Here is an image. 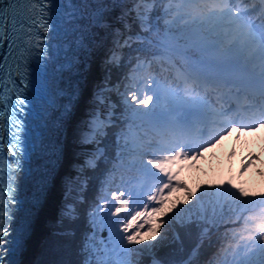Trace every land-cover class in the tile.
I'll return each instance as SVG.
<instances>
[{"label":"snow or ice","instance_id":"obj_1","mask_svg":"<svg viewBox=\"0 0 264 264\" xmlns=\"http://www.w3.org/2000/svg\"><path fill=\"white\" fill-rule=\"evenodd\" d=\"M74 11L67 19L66 24L74 29L79 35V47L91 57L97 51L105 48V42L111 34L112 46L107 48L105 53V64L109 66L121 65L122 50L131 46L132 36L124 38V32L115 27V23H120L125 32L131 25L126 18H131L141 29V33L151 30V21L155 18L154 13H158L156 5L168 3L169 8L164 9V14L172 16L176 14L185 21L186 25H191L194 35L187 37L190 42L189 51L196 59L194 64L199 65V70L188 72L182 83L177 87L182 88L183 95L174 93L165 96L157 93L153 87L154 78L150 75L139 76L142 67H150L151 61L137 58L135 65L130 66L129 74L125 76L126 84L123 93L124 109L127 113L126 121H132L136 117H151L153 110L163 101L165 104L174 103L175 97L180 96L186 104L191 105L195 112L200 111V91H205L207 87H219L220 81L212 79L210 73H221L227 69L228 62L240 57L249 62L258 61L259 72V94L260 102L256 105H248L246 111L249 116H241L238 112L234 118L220 121L223 127L213 132L209 139L203 140L199 145L193 147L187 142V138L194 131H199L201 136L209 135L204 128H196V122L188 116H177L175 119L168 120L164 124L165 135L171 136L172 146L168 147L163 138H149L145 142L137 145L132 142L130 145L131 131L121 132L116 136L115 147L119 151L115 154L118 167L112 169L113 172L125 170L132 175L128 179L121 176L123 190L109 191L107 195L103 192L98 194L91 210L87 212V229L80 238V253L83 264H145V261L134 259L135 255H148L147 264H166L158 256L153 255L156 245L149 243L156 241L159 236L163 240L167 236V230L161 232L165 224L173 222L183 225H207L214 222L217 215L239 214L245 229L248 233L246 239L249 243L244 245L245 251L239 260H234L233 264H264V214L260 216L245 215L254 211L257 204L264 212V192L249 193L243 188L236 189V186L228 182L227 187L219 186L214 193L216 199L209 201L208 207L201 203L196 193L189 190L187 198L182 202L181 210H188L191 202L195 201L199 207L192 209V214L185 220L176 221L174 217L169 220H157V214L161 217L169 216L177 206L174 204L172 209L167 208V195L176 188H187V185L180 181L178 173L173 171L174 166L188 159L199 158L206 146L218 142L223 136L228 135L231 130L239 125L242 131H252L264 126V0H259L260 8L242 7V4H252L254 0H133L132 7L128 8L124 0H80V5L72 0ZM54 5L55 0H48ZM48 3L44 0H0V39H12L13 43L8 44L7 57H2L5 64L0 65V71L5 67L11 68L8 61L11 60L13 45L20 49L21 57L24 60V80L28 79L27 68L28 58L38 55L44 51L42 33L33 32V27L42 29L44 33L49 31ZM171 5H175L174 7ZM120 8V16L115 21L111 19V13ZM39 13V20L37 19ZM135 15L132 16L131 14ZM86 21V23H83ZM171 22H174L171 21ZM11 32V34H10ZM104 33V35H101ZM27 39H24V36ZM137 40L144 39L141 34L136 35ZM20 41V44L16 42ZM91 49V52L89 51ZM78 67V65H75ZM191 67V65H190ZM21 65L17 63V75L20 73ZM9 82L11 72L9 71ZM25 85L20 88L15 95L14 108L23 111V105L27 100L24 92ZM72 96L76 93L72 92ZM108 97L102 92L96 94V104L99 106L91 114V119L86 125L88 132L83 136L81 144H92L94 152L91 158L84 161V168L95 169L97 160L105 155L104 151L98 146L97 137L104 136L112 125V114L107 104ZM78 102V100L76 101ZM119 103V102H118ZM75 107V102L70 99V107L65 111L71 115V109ZM232 108H223L215 112L214 115L228 117ZM0 115H3L0 112ZM249 123H243V120ZM13 127L16 143L8 149L13 156L20 151V137L18 133L23 129L22 120H14ZM106 147V146H105ZM138 149L134 153L133 150ZM139 155L140 159L128 160V156ZM144 157H147L146 159ZM257 157L253 156V160ZM252 161L244 164L243 170L246 171ZM18 165V162H17ZM112 179L106 178L103 187H109ZM82 190L87 187L84 180L78 185ZM211 187V186H209ZM205 191H208L206 189ZM205 195L201 193V198ZM77 199L64 206L61 212V223L65 221L69 227L63 230L65 237L72 238L76 231L71 225L75 224L81 217V205L86 201L82 193L77 194ZM149 204L153 206L149 208ZM210 209V211H209ZM103 213V219L107 222L106 227H115V235L119 243L112 246L109 240L103 249L97 243L96 237L99 235V227L96 224V217ZM121 213L126 215L121 216ZM179 216V211L176 212ZM117 217L118 219H112ZM151 232L152 236L148 241H142V231ZM30 232V229H29ZM9 234L8 228L4 224V217L0 214V264L4 261L5 243L12 244L19 250L22 247L19 240L13 238L5 241ZM112 236L111 231L109 237ZM143 247H130L141 245ZM107 249V251H105ZM11 251V249H9ZM255 257V258H253ZM15 264V262H12Z\"/></svg>","mask_w":264,"mask_h":264},{"label":"trees","instance_id":"obj_2","mask_svg":"<svg viewBox=\"0 0 264 264\" xmlns=\"http://www.w3.org/2000/svg\"><path fill=\"white\" fill-rule=\"evenodd\" d=\"M171 6L174 7L175 5ZM155 7L158 9V13H154L155 18L151 21V30L143 32L150 39H132L130 42L131 46L122 50L120 66L113 67L105 63L102 65L104 72L101 85L109 84L111 86L109 97L115 103V107H113L114 113H112V119L114 118L112 125L107 130V133L100 137L101 142H99L103 145L102 150L105 155L97 160V167L95 169L85 168L77 178L69 177L73 179L68 186L69 192L63 198L64 200L61 202L60 209L56 214L57 216L50 217L51 229L45 232L40 246L34 249L31 258L23 260L21 264H83V258L80 253V238L87 229V212L91 210L90 206L101 192L107 195L109 191L123 190L121 176L126 180L132 175V173L125 170L112 171L114 167H118L117 160L115 159V154L119 151L115 147L116 136L122 129L126 132L130 130L132 133V136L129 138L130 145L132 142L139 145L149 138H163L165 134L164 124L168 120L162 117L158 118L156 113L171 108V104H165L161 101L157 108L153 110L151 117L138 116L132 121L125 120L127 113L123 107L125 103L123 100L124 85L126 84L125 76L129 74L130 66L135 65L138 57L141 60L146 59L151 61L150 67L145 66L139 70V76L150 75L154 78L153 87L156 84H160L164 89H168L169 91L175 88V81L182 70L186 69V63H188V59L182 53L164 48L162 45L172 43L180 46L184 51L191 53L188 50L190 42L186 39L194 35L191 25H186L183 19H176L175 13L172 16L165 15L164 9L170 7L168 3H160ZM128 19L126 18V21H129ZM173 20L174 22H171ZM129 22V25H131V28L128 30L129 33H132L134 36L142 34L137 23H134L133 20ZM157 32L160 34V37L156 36ZM152 46L159 50L153 51ZM173 60L177 62V65L173 63ZM165 143L167 146L170 145L169 142ZM133 151L135 153L138 149ZM144 158L146 159L147 157ZM132 159L139 160L140 157L136 154L128 156V160ZM234 168H229L226 165L223 168H216V171L215 169L212 171H199L195 176H191V174L186 175L185 169H173V171L179 174V180L183 181L187 185V188H176L168 194L167 208L172 209L174 204L177 207L169 213V216L161 217L157 214L156 219L169 220L170 217H174L176 221H179L183 217L186 220L192 214V209L199 207L193 201L188 206V210H181L183 207L182 202L187 198L189 190L196 193L197 198L201 199V203L205 207H208L209 201L216 199L214 195H210L209 193H214L219 186L226 188L229 181L236 186V189L243 188L245 191L256 193L257 195L264 192L263 179L259 182L261 184L258 185V181L256 182L255 179H249L248 176L243 178L242 175H238ZM106 178L112 179L113 182L109 187L102 188ZM84 180L87 181V187L82 190L78 185ZM206 189L208 191H205ZM202 192L205 195L201 198ZM78 193H82L86 202L81 205L80 219L71 225L75 229L76 235L68 238L63 234V230L69 227V225L66 221L61 223V212L63 209L61 207L77 199ZM152 206V204H149L150 209ZM250 207H254V211L245 213V215L260 216L264 214L260 205L257 204ZM178 211L179 216H176L175 214ZM124 215L126 213H121V216ZM112 219L118 218L113 217ZM217 221L221 224V227L217 231L212 232V229L217 225ZM106 223L103 219V213L96 217V224L99 227V235L96 237V240L102 249L105 244L109 243V240L112 246H116L119 243L115 235V227H106ZM244 229L245 225L242 219L239 218V214L217 215L211 225L209 223L207 225L201 223L196 226H181L175 222L165 224L161 228V232L163 233L167 230V236L163 240L158 236L156 241L149 243L156 245L153 255L158 256L166 264H180L185 259L188 260V264H233L234 260H239L245 251L244 245L247 240L242 237H246L248 233ZM110 231L112 233L111 237H109ZM141 231L142 241L147 242L152 233L146 230ZM195 245H197V250L189 258ZM143 246L142 243L139 246L132 245L130 247ZM133 258L137 260L142 259L145 261V264H147L149 259L146 254L135 255Z\"/></svg>","mask_w":264,"mask_h":264},{"label":"bare ground","instance_id":"obj_3","mask_svg":"<svg viewBox=\"0 0 264 264\" xmlns=\"http://www.w3.org/2000/svg\"><path fill=\"white\" fill-rule=\"evenodd\" d=\"M254 1H258L257 4H259V0H254ZM90 2H91V0H90ZM124 2L128 8L132 7L133 0H124ZM57 3H59V5H57ZM61 3H63V5H61ZM71 4H73L72 0H65V1L55 0L54 5L53 4L51 5L52 11L54 12V15H56V16L60 15L59 11L69 12V7L74 8L73 5H71ZM75 4L77 6H79V0H75ZM242 6H244V4ZM1 7H2V5H1ZM63 7H65V9H63ZM250 9H252V8H250ZM73 11L74 10L71 9V13ZM120 12H121L120 8L115 9L111 13V19L113 21H115L116 17L120 16ZM133 14L134 13H132L131 15H133ZM128 20L132 21L130 18ZM115 27L120 29L121 32H124V34H125V31L122 29L123 26L120 23H115ZM142 34L145 36V38L150 39L144 33H142ZM101 35H104V33H101ZM109 45L112 46L111 34H109V36L105 42V48L104 49L97 51L91 57H89L87 54H85L86 64H84L80 70H79L80 65H78V62L75 61V59H78V57L75 56V54L78 52H75L73 56L71 55L70 61H72V63L70 62V66H69V68L71 70L70 80H73L76 83L81 81V83L78 84L77 95L75 98H73V101H72V102H75V107L71 109V115L67 114L68 118L66 119L64 131H63V143H62V148L60 149L61 153H60L59 159L57 160V168H56L55 172L53 170V172H54L53 175H49L52 178V181H51V184H50L48 190L46 191V195L42 201L40 211L35 218V221L33 224V230H32L31 235L29 236V238L27 240V244H26L27 246H26V250L24 251V255L27 253V249H30L32 247L33 243H36L35 240L37 239V237L39 235V230L41 229V225L44 223V214H47L48 211L54 209L55 204L58 203V199L63 194L62 191L64 190V184L59 180L60 173L65 169L72 170L70 173L74 172L73 169H76L79 166V164L84 162V160L91 158V153L94 152V150H95L94 146L92 144H80V145L79 144L75 145V144L79 143L80 137L78 135H80L81 138H83V136L88 132L86 125L88 124V121L91 119L92 113L91 112H85L84 110H86L88 104H90L92 102L96 103V96L93 93L94 91H93L92 86H91L90 76L92 74V77H93L94 73L97 74L99 69L101 68V66L105 63L104 62L105 59H102V58H103V55H105L104 53L106 52ZM164 46L167 47L168 49H170L171 45L165 44ZM61 48H62V45L60 43H58L57 49L53 52V57L56 60L58 59V54L60 53ZM71 49H73V47L69 48L70 51H71ZM74 50L75 49H73V51ZM181 50L183 52L175 49L176 52L182 53L188 59V63H186V69H183L182 72L179 74V76H183V75L187 74V67H190L189 63H191V60H189L188 56L193 57L192 53L186 52L183 49H181ZM89 51L91 52V49H89ZM193 58H195V57H193ZM242 58L243 57H241V59ZM194 60L195 59H192V61H194ZM232 61H233V63H235V65H233V63H231ZM173 63L175 65H177V62L174 60H173ZM249 63L251 64V66L256 68V66L253 65L251 62H249ZM57 64H58L57 62L52 61V63L49 64V67H50L49 70H53L55 65H57ZM73 65H78V67H76V66L73 67ZM228 65H229V67H231V69H233V67L237 66V59L229 61ZM191 67H193V69H191V71H196L197 69H199L198 64L193 63V65H191ZM229 67H227V69L223 71V75H221V73L213 72V73H210V76L212 75L213 79H217V77H219V75H221V77L231 75V73H233V71L229 70ZM191 71H189V72H191ZM215 75H217V77H215ZM237 77H238V75H237ZM247 81H249V83H247ZM253 83H255V80ZM253 83H251L250 80L244 79L243 80V87L244 86H253ZM257 83H255L254 88L257 87ZM0 87H1V85H0ZM209 88H212V87H209ZM51 89L54 90V88H51ZM180 90L182 93L181 87H180ZM202 92H199L200 96H202V94L207 95V93H202ZM29 93H31V95H29ZM24 96H26V97L32 96V97L38 99L37 97H35V94L30 92L29 90H25ZM61 98L65 99L64 96H61ZM77 100H78V102H76ZM1 101L2 100H0V102ZM194 112H195V110L192 106H188V107L186 106L185 110L182 111L181 114L183 116L190 117V119L192 121L196 122V126L199 127V125H201V128H204L206 126L205 129L207 131H211V129H209V127H211V125H213V123H211V121H212L211 117L207 116V114L205 116H203V115L202 116H195L193 114ZM160 113L161 112L156 113L157 117L158 116L162 117V115ZM239 114L241 115V113H239ZM243 116H244V113H243ZM202 119H203V122L201 121ZM209 123H211V125H209ZM216 124L218 126L217 121H216ZM221 125L222 124H220L218 126L219 129H221ZM213 132H215L214 127H213V131H211V134ZM238 134H240V132H238ZM210 136L211 135H209V138H210ZM193 137H195L194 134L191 135L190 137H188L187 139H191V141H192ZM197 137H201L200 133L198 134ZM165 138L167 140L172 139L171 136L164 134L163 139H165ZM239 139H240V137H238L237 140L239 141ZM203 140H205V138L201 137V141H203ZM199 142H200L199 139H195V143H197V145L200 144ZM197 145H194L193 147H196ZM43 162H46V160H44ZM33 164L38 165L39 162H33Z\"/></svg>","mask_w":264,"mask_h":264},{"label":"rangeland","instance_id":"obj_4","mask_svg":"<svg viewBox=\"0 0 264 264\" xmlns=\"http://www.w3.org/2000/svg\"><path fill=\"white\" fill-rule=\"evenodd\" d=\"M79 3H80V0H79ZM257 3H258V1H254V3H252V4H247V5L244 4V6H242V5L241 6L242 7H248V8H254V6L257 5ZM134 15L135 14H133L132 16H134ZM178 18L179 17L176 16V19H178ZM127 23L130 24L129 21ZM156 34H157L156 36L160 37V34L158 32ZM170 44H171L170 47H172L178 51L183 52L181 50L182 48L180 46H176L172 43H170ZM110 47H111V45L108 46V48H110ZM152 49H153V51L159 50L154 46H152ZM102 59H105V55H103ZM71 63H72V61H71ZM251 63L253 65H255L256 67H258V63H259L258 61H254ZM99 72H100V74H99ZM103 72H104V69H103V66H101V68L99 69L97 74L94 73L93 77L91 74V76H90L91 86H92V89L94 91L93 93L95 96L97 93L102 92L105 96L108 97L107 103L109 105V111L112 114V113H114L113 107H115V103L109 97V89L111 86L109 84L101 85L102 80H103ZM100 76H102V77H100ZM177 83L178 82H175L176 85L174 86L177 89L174 88L171 91H169L168 89H164L160 84H156L154 88L156 89L157 93L163 94L165 96H171L174 93H180V95L182 96L183 93H181V90L179 89L180 87H177V85L181 84V83H178V84ZM200 97H201L200 105H202L204 107V109L206 110L207 116L211 117V120H212L211 122H215L213 127L216 128L217 127L216 121L218 122V121L224 120L223 117L213 114V111H215V112L221 111L220 108L216 107L215 103H213L209 98H206L203 96H200ZM170 104L172 105L171 108L160 113L163 117H165V118L167 117L169 120L175 119L177 116H181V112L185 110L186 106L187 107L191 106L189 104H186L184 102V100H182L180 98V96H176L174 103H170ZM98 107L99 106H97L96 103L92 102V103L87 105V108L84 111L93 113V111L95 109H97ZM112 116H113V114H112ZM159 117L160 116H158V118ZM196 128L199 129L200 127L196 126ZM238 132H240V134H238ZM192 134H194L195 136H198L199 132L197 130V131H194ZM78 136L80 137V140H79V143H77L75 145L81 144L80 141L82 138L80 135H78ZM238 137H240L239 141L237 140ZM97 141H98V146L101 149H103V145H101L99 143V142H101V138L97 137ZM187 142L191 143L192 146H194L193 145L194 140L191 141V139H187ZM200 142H202V141H200ZM168 147H171V145H169ZM253 156L257 157V159L253 160ZM248 161H252V163L247 168V170L244 171L243 166ZM83 164H84V162L79 164V166L76 169H73L74 172H72V173H70L72 171L70 169H65L60 173L59 180L64 184V190L62 191L63 194L58 199V203L55 204L54 209L48 211L47 214H44V223H43L44 225L43 224L41 225V229L39 230V235H38L37 239L35 240L36 243H33L32 247L30 249H27V253L20 260L19 264H21V262L23 260H25V259L29 260L31 258L34 249L40 246L41 241L44 238L43 235L45 234V232L51 229L50 217L57 216L56 214L60 209L59 207L61 206V202L64 200L63 198L65 197L67 192H69L68 186L70 185L69 183L72 182L71 180H73L72 178H69V177L77 178L82 172V171H80V169L83 167ZM226 165L229 168L235 167L234 168L235 172L238 175H242L243 178L248 176L249 179L250 178L252 180L255 179L256 182L258 181V185L261 184L259 182L263 179V184H264V126H262L260 128H256L252 131H242L240 129L239 125H237L236 127H234L231 130V132L228 135L223 136L221 139H219L218 142L212 144L211 146H206L203 149V153L199 158L188 159V160L179 162L174 166L173 169H177V168L185 169L186 175L191 174V176L192 175L195 176L199 171H202V170L212 171L214 169L216 171L217 170L216 168H218V167L223 168ZM83 170H85V168ZM61 208H64L63 205ZM48 213H49V215H48ZM48 220H49V222H48ZM211 223L212 222H210L209 224L211 225ZM213 224L215 225V223H213ZM220 227H221V224H219V222L217 221V225H215V228L212 229V232L217 231V229ZM246 243H249V242L247 241ZM196 250L197 249L195 248V252H196ZM180 264H188V261H186L185 263H180Z\"/></svg>","mask_w":264,"mask_h":264},{"label":"water","instance_id":"obj_5","mask_svg":"<svg viewBox=\"0 0 264 264\" xmlns=\"http://www.w3.org/2000/svg\"><path fill=\"white\" fill-rule=\"evenodd\" d=\"M131 19V18H130ZM132 20V19H131ZM128 22V21H127ZM123 30H124V28H122ZM125 31V30H124ZM129 35H131L132 36V38L133 39H136V35L134 36L132 33H129L128 31L127 32H125V34H124V38H126V37H128ZM144 38H145V36L143 35V34H141ZM137 40V39H136ZM141 40H143V39H141ZM171 49H173L172 47H171ZM100 74V73H99ZM100 77H102V76H100ZM48 215H49V213H48ZM197 246V245H196ZM196 246L192 249V253H191V255H190V257H192L193 256V254H194V252H195V248H196ZM184 261H186V260H184ZM183 261V262H184Z\"/></svg>","mask_w":264,"mask_h":264}]
</instances>
